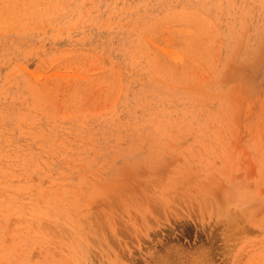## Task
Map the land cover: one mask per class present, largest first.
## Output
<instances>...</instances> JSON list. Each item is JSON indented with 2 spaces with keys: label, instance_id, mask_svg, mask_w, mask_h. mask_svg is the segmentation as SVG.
I'll use <instances>...</instances> for the list:
<instances>
[{
  "label": "rangeland",
  "instance_id": "rangeland-1",
  "mask_svg": "<svg viewBox=\"0 0 264 264\" xmlns=\"http://www.w3.org/2000/svg\"><path fill=\"white\" fill-rule=\"evenodd\" d=\"M0 264H264V0H0Z\"/></svg>",
  "mask_w": 264,
  "mask_h": 264
}]
</instances>
